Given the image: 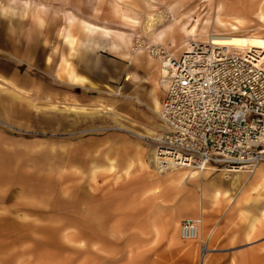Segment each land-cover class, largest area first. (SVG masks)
I'll return each mask as SVG.
<instances>
[{"label": "crops", "instance_id": "1", "mask_svg": "<svg viewBox=\"0 0 264 264\" xmlns=\"http://www.w3.org/2000/svg\"><path fill=\"white\" fill-rule=\"evenodd\" d=\"M95 1L0 0V82L17 104L9 111L23 126L40 128L47 121L53 131L71 135L50 143L68 146L67 169L82 178L69 201L29 200L7 191L0 206H81L65 210L83 213L61 220L47 215L44 222L63 231L48 238L2 231L0 264H203L206 244L204 264H264V164L226 181L212 170L203 194L200 182L171 185L160 178L148 165L155 150L146 140L167 127L160 121L155 130L139 118L154 112V101L163 105L170 72L142 45L123 41L119 10L97 8ZM169 45L184 48L183 41ZM120 89H127L122 100ZM26 141L13 144L24 150L41 144ZM192 197L197 203L186 206ZM38 216L18 218L17 226L33 221L41 227ZM188 218L203 222L197 241L179 234Z\"/></svg>", "mask_w": 264, "mask_h": 264}, {"label": "rangeland", "instance_id": "2", "mask_svg": "<svg viewBox=\"0 0 264 264\" xmlns=\"http://www.w3.org/2000/svg\"><path fill=\"white\" fill-rule=\"evenodd\" d=\"M98 2L97 8H116L120 11L121 16L117 17V30L122 32L121 38L124 42H127L125 40L128 38L130 44L142 45L141 47L146 48L152 44H160L169 49V44H178L183 41L184 48L178 52L180 47L169 49L175 58H180L192 41L208 42L211 35L264 38V0H99ZM151 17L155 18L156 24L154 30L150 32L148 23ZM107 19L111 21L114 18ZM133 50L134 48H131V51ZM117 91L119 100L125 98L127 89ZM9 92L11 91L8 87L2 86L0 82V196L3 192L8 191L12 195L18 192L25 193L26 199H38L43 202L71 200V188L73 185L80 188L82 178L79 175L71 176V171L67 169L68 160L65 148L68 146L50 142L52 140H70L72 136L53 131L50 127L51 123L47 121H43V126L40 128H30L17 123L13 118V116H17V112L9 111L12 104L17 105ZM137 97L141 100L144 98L141 93L137 94ZM123 107L122 105L120 108L124 110ZM141 116L139 120L142 119L146 123H150L155 130L161 128L159 113L151 112L148 109L141 113ZM128 120H132V118ZM9 138L12 142L10 146L8 145ZM14 138L25 139L28 144L40 140L41 144L36 146L37 149L34 148L35 146L26 150L17 149L20 146L13 144L15 141L17 142V139ZM154 139H147L146 142L152 144L155 150ZM149 166L156 169L154 164ZM161 172H158V176L169 178L171 185L181 182L185 185L194 184L196 186L200 182L199 192L202 194L204 193L203 187L210 182L213 175L193 179L189 175L185 176L189 172L188 170ZM223 179L226 181L229 178L224 174ZM191 203L196 204L197 198H187L186 206ZM73 207L81 208V206H0V233L6 231L7 234L28 235L37 232L47 238L49 235H60L63 233L60 227L49 226L44 220L51 218L47 216L49 214H56V217H52L57 220L65 219L68 214L73 212L78 215L83 214L80 210H65V208ZM24 208L27 210L21 211ZM52 208H64V210L54 211L51 210ZM33 213L38 214L37 218L43 220L41 227H39L40 223H37V226L33 225V221L30 223L27 221L25 225L17 226L18 218L25 219ZM3 219L11 220L12 225L2 226ZM177 224L179 223L177 222ZM205 259L206 256L203 259V264Z\"/></svg>", "mask_w": 264, "mask_h": 264}, {"label": "built area", "instance_id": "3", "mask_svg": "<svg viewBox=\"0 0 264 264\" xmlns=\"http://www.w3.org/2000/svg\"><path fill=\"white\" fill-rule=\"evenodd\" d=\"M147 52L170 72L159 117L167 131L156 139L153 164L227 175L253 173L264 164V55L194 42L180 58L152 44ZM201 219H185L181 238L197 241ZM201 247V258L209 253Z\"/></svg>", "mask_w": 264, "mask_h": 264}, {"label": "bare ground", "instance_id": "4", "mask_svg": "<svg viewBox=\"0 0 264 264\" xmlns=\"http://www.w3.org/2000/svg\"><path fill=\"white\" fill-rule=\"evenodd\" d=\"M263 21H264V18H263ZM155 24H156L155 18L151 17L150 21L148 23V28H149L150 32L154 30ZM194 42H197V41H192L189 44L187 50L190 49V46H192ZM209 42H213L214 45H216V46H221V47L229 48V49L258 51V52H262L263 55H264V38L263 37H258V36H256V37H248V36H232V35H211L210 38H209ZM146 51H147V49H146ZM148 55L151 58L150 60L156 59V58H153L149 53H148ZM156 60H158V59H156ZM129 80H130V78L128 79V81ZM166 83L169 84V78L167 79ZM154 102H155V106H156V109L154 111L160 114L162 103L161 102L159 103L157 101H154ZM152 163L153 162L151 161V158H150L149 161H148V165H153ZM173 170H181V169L174 168ZM182 170H188L189 172H187L185 174V176L189 175V177H191L193 179H196V178H198L200 176L209 177L212 174V170L215 171V172H218V170L213 168V167H208V168H206L205 170H202V171L201 170L200 171L199 170H189V169H182ZM158 172L162 173L159 170H158ZM221 173L225 174L227 176V178H229V176H230V175H227L224 172H221ZM233 185H235V184L233 183ZM180 236H181V234H180ZM208 251H210V250H208Z\"/></svg>", "mask_w": 264, "mask_h": 264}]
</instances>
